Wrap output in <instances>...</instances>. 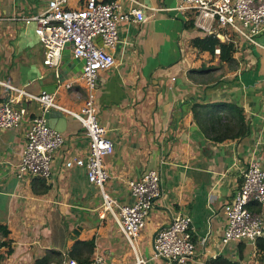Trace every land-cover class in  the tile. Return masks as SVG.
<instances>
[{
	"label": "crops",
	"instance_id": "crops-1",
	"mask_svg": "<svg viewBox=\"0 0 264 264\" xmlns=\"http://www.w3.org/2000/svg\"><path fill=\"white\" fill-rule=\"evenodd\" d=\"M85 1L69 7L79 9ZM119 1L123 15L136 6L130 0ZM133 1L145 5V19L119 24L116 64L101 72L96 104L98 121L114 145L113 154L103 161L109 174L104 192L120 205H131L129 181L140 180L150 170L161 177L162 195L137 241V255L104 211L103 191L89 182L87 170L66 167L73 157L85 159L90 144L71 115L62 112L67 121L65 143L54 155L51 179L18 178L26 134L33 119L44 115L41 104L30 96L41 95L39 82L51 83L46 78L55 72L43 63L45 50L35 33L36 23L24 19L42 14L48 0H0V104L16 99L15 105L28 111L19 129L0 130V225L9 230L8 236L0 233V264L64 259L94 264L97 258L107 264H136L137 256L147 264H170L154 258V236L178 215L192 219V264H264V236L256 245L222 243L227 229L224 206L241 187L244 170L253 157H259L264 169V34L258 45L233 34L236 52L233 62L225 63L219 50L213 56L191 45L206 35L188 27L190 15L174 10L182 0ZM65 56L71 61L69 77L59 82L53 95L57 105L78 112L86 87L82 73L72 65L77 59L70 50ZM64 65L63 61L58 73ZM196 105L235 106L249 134L213 141L195 119ZM250 210L264 223L263 205L252 204Z\"/></svg>",
	"mask_w": 264,
	"mask_h": 264
},
{
	"label": "built area",
	"instance_id": "built-area-1",
	"mask_svg": "<svg viewBox=\"0 0 264 264\" xmlns=\"http://www.w3.org/2000/svg\"><path fill=\"white\" fill-rule=\"evenodd\" d=\"M77 0H48L46 10L26 23H36L35 33L45 50L44 65L58 73L63 55L70 49L75 59L84 61L82 79L87 96L80 111L64 109L55 103V95H31L30 99L40 103L44 114L52 109L59 110L77 119L89 138V150L85 159L73 157L66 167L85 168L91 184L103 191V208L116 221L120 232L137 255V241L147 223L157 199L162 195L161 177L150 170L140 180L128 182V189L134 199L131 205H120L104 192L109 174L104 159L114 152L113 142L107 130L98 121L96 92L100 74L116 64L113 51L120 42L119 24L122 20L141 23L145 19V5L132 1L136 6L123 15L119 0H86L79 9L69 7ZM167 10V9H166ZM176 12L190 15L195 29L204 35H216L231 42L237 35L251 45H258L257 39L264 34V0H182ZM102 39V47L97 38ZM6 88L19 95L26 94L10 85ZM72 88V83L67 85ZM16 99L0 104V130L19 129L28 115L27 108L15 105ZM26 146L17 165L19 179H51L54 155L64 143V135L52 129L44 115L33 119L26 134ZM252 204L264 206V169L259 157H253L243 173V183L232 199L224 206L227 229L223 245L231 242H248L256 245L264 236L262 217L250 210ZM192 219L178 215L168 228L159 232L155 239L154 258H162L170 264H192L196 255V243L191 233ZM52 264H79L64 259ZM94 264H107L104 258H97ZM136 264H147L142 257H136Z\"/></svg>",
	"mask_w": 264,
	"mask_h": 264
},
{
	"label": "trees",
	"instance_id": "trees-1",
	"mask_svg": "<svg viewBox=\"0 0 264 264\" xmlns=\"http://www.w3.org/2000/svg\"><path fill=\"white\" fill-rule=\"evenodd\" d=\"M188 27L195 28L193 21H190ZM191 45L199 51L209 52L213 56L216 54V51L219 50L220 60L225 63L233 62V56L236 52L233 42H222L216 35H207L203 38L197 37L191 41ZM224 107L229 110L224 112V110H222ZM217 109L221 110L216 112ZM204 110L208 111L209 117H204ZM193 112L202 131L213 141L224 142L226 140H236L244 138L249 134L248 124L242 116V112L235 106L196 105L193 107ZM0 233H2L3 236H8L9 230L7 227L0 225ZM91 244L93 243H90L89 246H91ZM212 264H217V261Z\"/></svg>",
	"mask_w": 264,
	"mask_h": 264
},
{
	"label": "water",
	"instance_id": "water-1",
	"mask_svg": "<svg viewBox=\"0 0 264 264\" xmlns=\"http://www.w3.org/2000/svg\"><path fill=\"white\" fill-rule=\"evenodd\" d=\"M221 40H223L222 37H219ZM97 41H101L102 39L99 37L97 38ZM102 47V44L100 45ZM69 48L66 49V51L64 52V58L63 61L65 62V65L62 67V71L60 73H56V72H52L50 73L46 79H50L51 83H44V80H41L40 83V90H41V95L43 94H47V95H53L56 90L59 87V82H64V80H66L69 77V72H70V68L69 65L71 64V61L69 59H67V57L65 56V54L67 52H69ZM85 62L81 61L79 59H77L76 61L72 62L73 67L77 66V70H79L81 73H83V66H84ZM41 95H36V96H41ZM44 118L47 120L49 126L54 129L57 130L59 132H64L63 128L64 125L66 124V119L63 115V113L59 110L56 109H52L49 112H46L44 114ZM165 228H168V226L160 229L156 235L154 236V239L157 237V235L159 234V232Z\"/></svg>",
	"mask_w": 264,
	"mask_h": 264
}]
</instances>
